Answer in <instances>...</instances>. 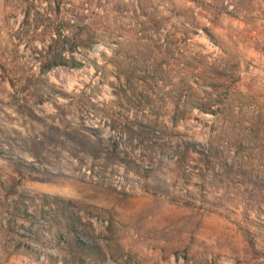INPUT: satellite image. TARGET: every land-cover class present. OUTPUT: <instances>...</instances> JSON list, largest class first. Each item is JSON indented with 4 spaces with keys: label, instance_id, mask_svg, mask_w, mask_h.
Wrapping results in <instances>:
<instances>
[{
    "label": "rangeland",
    "instance_id": "1",
    "mask_svg": "<svg viewBox=\"0 0 264 264\" xmlns=\"http://www.w3.org/2000/svg\"><path fill=\"white\" fill-rule=\"evenodd\" d=\"M0 264H264V0H0Z\"/></svg>",
    "mask_w": 264,
    "mask_h": 264
}]
</instances>
